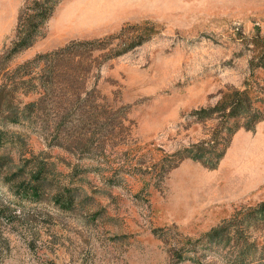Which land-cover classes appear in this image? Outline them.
Here are the masks:
<instances>
[{"label": "rangeland", "instance_id": "374dc122", "mask_svg": "<svg viewBox=\"0 0 264 264\" xmlns=\"http://www.w3.org/2000/svg\"><path fill=\"white\" fill-rule=\"evenodd\" d=\"M24 2L0 0V84L18 64L72 40L125 25L131 35L143 24L152 30L92 67L99 120L74 115L64 128L94 132L89 154L56 144L64 135L39 123L0 122V264H198L178 261L177 253L192 255L184 239L264 200V119L238 129L215 167L179 161L176 151L213 128L192 111L249 76L244 37L256 27L264 36V0H60L43 36L7 56ZM34 157L55 171L53 185L76 188L72 208L15 194ZM223 253L197 251L202 264H227Z\"/></svg>", "mask_w": 264, "mask_h": 264}, {"label": "trees", "instance_id": "16d2710c", "mask_svg": "<svg viewBox=\"0 0 264 264\" xmlns=\"http://www.w3.org/2000/svg\"><path fill=\"white\" fill-rule=\"evenodd\" d=\"M59 1L25 0L7 56L28 48L43 36L44 26ZM140 27L142 30L133 35L130 25H125L118 33L102 38L72 40L18 64L5 74L0 84V122L39 123L56 138L64 135L56 144L89 154L93 150L94 132L79 131L78 135H72L64 133L65 125L74 115L83 123L98 122L93 105L95 88L88 87L89 73L100 61L121 55L149 39L150 31L146 29L152 30V26ZM244 39L250 52L249 76L241 87L222 91L214 104L192 111L196 118L212 122L213 128L206 138L177 150L179 161L188 157L215 167L238 129L252 130L264 119V36L256 27ZM28 96L31 98L25 100ZM33 159L28 177L16 183L15 194L30 202L49 199L61 208H72L76 188L53 185L55 171H47L50 167L45 162ZM183 241V249L192 255L177 253L178 261L190 259L202 264L198 249L216 247L224 252L227 264H264V200L236 209L199 237Z\"/></svg>", "mask_w": 264, "mask_h": 264}, {"label": "bare ground", "instance_id": "6f19581e", "mask_svg": "<svg viewBox=\"0 0 264 264\" xmlns=\"http://www.w3.org/2000/svg\"><path fill=\"white\" fill-rule=\"evenodd\" d=\"M3 28V27H2ZM4 29V28H3Z\"/></svg>", "mask_w": 264, "mask_h": 264}]
</instances>
